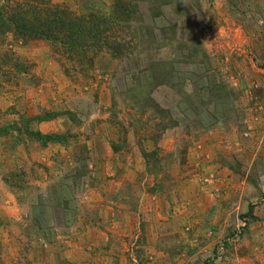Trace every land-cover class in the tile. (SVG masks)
Masks as SVG:
<instances>
[{
	"label": "rangeland",
	"instance_id": "obj_1",
	"mask_svg": "<svg viewBox=\"0 0 264 264\" xmlns=\"http://www.w3.org/2000/svg\"><path fill=\"white\" fill-rule=\"evenodd\" d=\"M135 2L139 46L91 78L0 42V264H264V0ZM43 111L76 115L28 123L67 145L27 135Z\"/></svg>",
	"mask_w": 264,
	"mask_h": 264
},
{
	"label": "trees",
	"instance_id": "obj_2",
	"mask_svg": "<svg viewBox=\"0 0 264 264\" xmlns=\"http://www.w3.org/2000/svg\"><path fill=\"white\" fill-rule=\"evenodd\" d=\"M135 1L114 0L104 11L77 13L65 4H55L53 0H7L0 7V42L4 41V44L7 37L12 35L26 45L34 41L48 43L53 57L62 66L66 76L70 79L91 78L99 60L129 61L134 49L139 46L144 19ZM156 4L161 6L160 1H156ZM157 11L158 16L162 15L160 9ZM6 56L3 63L10 64L11 59ZM152 72L157 86L170 84L161 74L155 70ZM138 102L143 114L149 107L162 118L164 124L167 112L151 99L150 93L139 98ZM68 114L43 111L40 116L26 121L25 132L45 144L54 142L67 145V134L43 135L30 130L28 123L52 121L60 115ZM71 117L76 121V115L72 114ZM162 123L159 127L163 131L171 127L162 126ZM151 157L159 161L157 156ZM253 214L252 206L246 215L249 225L257 220Z\"/></svg>",
	"mask_w": 264,
	"mask_h": 264
}]
</instances>
